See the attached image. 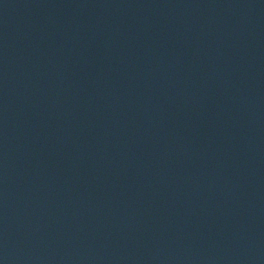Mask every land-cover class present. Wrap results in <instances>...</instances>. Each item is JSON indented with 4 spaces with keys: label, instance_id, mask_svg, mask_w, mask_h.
Listing matches in <instances>:
<instances>
[{
    "label": "water",
    "instance_id": "water-1",
    "mask_svg": "<svg viewBox=\"0 0 264 264\" xmlns=\"http://www.w3.org/2000/svg\"><path fill=\"white\" fill-rule=\"evenodd\" d=\"M0 264H264V0H0Z\"/></svg>",
    "mask_w": 264,
    "mask_h": 264
}]
</instances>
